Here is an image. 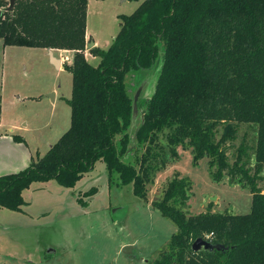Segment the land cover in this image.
<instances>
[{
    "label": "trees",
    "instance_id": "trees-1",
    "mask_svg": "<svg viewBox=\"0 0 264 264\" xmlns=\"http://www.w3.org/2000/svg\"><path fill=\"white\" fill-rule=\"evenodd\" d=\"M7 7L8 0H0L3 46L73 52L71 63L63 65L72 76V90L69 128L27 168L0 176V208L20 211L22 194L33 183L55 181L72 189L98 161L109 187L131 185L146 204L156 174L179 159L178 147L189 148L192 164L209 159L215 183L228 178L250 191L251 211L237 215L210 208L189 216L184 208L190 182L175 175L151 207L177 232L149 264H264L259 187L264 181V0H144L121 17L120 31L106 51L88 50L99 58L96 66L84 55L87 0H16L11 11ZM159 53L163 61L154 92L138 100L141 121L129 132V81L136 90V76L150 71ZM242 125L256 130L252 170L244 161L245 145L229 162L230 142ZM199 238L226 249L192 252Z\"/></svg>",
    "mask_w": 264,
    "mask_h": 264
},
{
    "label": "rangeland",
    "instance_id": "rangeland-1",
    "mask_svg": "<svg viewBox=\"0 0 264 264\" xmlns=\"http://www.w3.org/2000/svg\"><path fill=\"white\" fill-rule=\"evenodd\" d=\"M143 1L87 0V34L94 47L106 51L120 31L121 17L131 15ZM88 50L84 52L85 59L96 66L99 58ZM54 55L63 64H69L70 54L56 51ZM162 61L163 54L159 53L154 67L136 76V90L128 80L133 98L138 88V100L150 98ZM71 90L69 71L64 67L56 70L42 49L5 47L0 40V114L15 120L20 128L27 124L26 133H16L23 134L34 158L37 152L42 157L69 128L67 100ZM17 96L20 101L26 100L21 103ZM140 121L138 111L134 112L129 132ZM244 145L247 151L244 161L252 170L256 148L254 127L242 125L236 139L230 142V164ZM177 153L179 159L159 171L154 183L148 186L146 204L133 195L131 185L109 187L101 161L95 163L93 174L85 184L90 182L81 188L85 192L95 189L91 198H84L85 192L78 188L68 192L54 181L31 184L23 195L26 206L20 211L0 208V264H149L177 232L170 220L151 207L175 175L190 182L184 208L187 215L205 213L210 208L215 213H250L252 195L247 188L229 184L228 178L221 184L215 183L210 175L209 159L194 165L189 148L178 147ZM81 182L75 186L81 187ZM259 187L264 193V181L259 182ZM79 199L87 203L85 207L78 203ZM123 246H133V250L124 254Z\"/></svg>",
    "mask_w": 264,
    "mask_h": 264
},
{
    "label": "crops",
    "instance_id": "crops-1",
    "mask_svg": "<svg viewBox=\"0 0 264 264\" xmlns=\"http://www.w3.org/2000/svg\"><path fill=\"white\" fill-rule=\"evenodd\" d=\"M86 39L90 41L88 34H87V26H86ZM42 50L44 51L45 55L48 57V49H42ZM51 51L53 52V55L55 54L56 51L64 52L65 54H70L71 56L67 59H69L68 60L69 64L71 63L72 57H73V52L63 51V50H52V49H51ZM54 57H55V55H54ZM64 64H63V61L60 60L59 67L56 68L52 64L51 65L56 70H61L63 68ZM17 100L20 101V98L18 96H17ZM23 100H26V98L21 99L20 102L22 103ZM10 103L12 104L13 101H11ZM3 110L4 109H2V111ZM26 127H27V124L23 125V128H20L16 124L15 120L5 119L3 114H0V176L18 173V172L24 170L25 168H27L31 161H36L38 158H40L38 152L36 153V157L34 158L33 150L29 146L28 141L25 139L23 134L21 135V134L16 133V131L26 133L27 132V130H25ZM16 136L19 137V141L15 140L14 137H16ZM91 173L92 172L85 174L83 176V178L80 180V181H82L81 187L75 186L74 188H78L79 191L85 192L86 190L85 191L81 190V188L90 182V181H88V183L85 184L86 180H88L91 177ZM37 183H39V182H37ZM44 183H46V182H44ZM71 190L72 189H67L68 192ZM25 191H27V189ZM24 192H23L22 196L24 195ZM65 194H68V196H69V193H65ZM70 194H72L71 196H73V193H70ZM23 206H26V202ZM123 245H125V244H123ZM123 247H125V246H123Z\"/></svg>",
    "mask_w": 264,
    "mask_h": 264
},
{
    "label": "water",
    "instance_id": "water-1",
    "mask_svg": "<svg viewBox=\"0 0 264 264\" xmlns=\"http://www.w3.org/2000/svg\"><path fill=\"white\" fill-rule=\"evenodd\" d=\"M15 1L16 0H8V7L5 9L6 11H11L15 5ZM94 44L90 41L87 44V49H91L93 48ZM48 57L50 59V63L54 66V67H59L60 65V60L56 57H54L53 52L51 51V49H48ZM140 93V88L137 89L134 98H133V113L137 112V100H138V95ZM190 249L192 252L195 253H201V252H213L215 250H224L226 249L223 245H217V244H213L210 241H207L203 238H199L196 241L192 242ZM133 250V246H125L122 249V252L124 254H129L130 251Z\"/></svg>",
    "mask_w": 264,
    "mask_h": 264
}]
</instances>
